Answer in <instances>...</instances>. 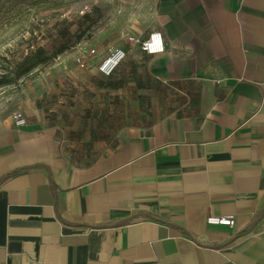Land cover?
I'll return each mask as SVG.
<instances>
[{"label":"crops","instance_id":"obj_1","mask_svg":"<svg viewBox=\"0 0 264 264\" xmlns=\"http://www.w3.org/2000/svg\"><path fill=\"white\" fill-rule=\"evenodd\" d=\"M154 30L165 51L138 45L130 121L94 160L0 124V264H264V0H155L133 36Z\"/></svg>","mask_w":264,"mask_h":264},{"label":"rangeland","instance_id":"obj_2","mask_svg":"<svg viewBox=\"0 0 264 264\" xmlns=\"http://www.w3.org/2000/svg\"><path fill=\"white\" fill-rule=\"evenodd\" d=\"M154 1L0 0V76L11 79L0 78V124L20 109L26 123L53 127L70 159L94 160L130 121L126 103L144 74V58L128 36L150 23ZM114 46L129 51L111 76L75 63L85 49L101 57Z\"/></svg>","mask_w":264,"mask_h":264},{"label":"built area","instance_id":"obj_3","mask_svg":"<svg viewBox=\"0 0 264 264\" xmlns=\"http://www.w3.org/2000/svg\"><path fill=\"white\" fill-rule=\"evenodd\" d=\"M129 41L138 44L140 49L149 54L162 53L165 51V43L161 31H151L145 38L128 36ZM127 52L124 48L114 46L106 50V53L101 57L94 48L85 49L75 57V63L80 68H86L89 64L96 67L97 71L104 76H111L126 57ZM97 55V59L93 60L91 57ZM27 116L24 111L17 109L11 114V120L14 126L20 127L26 124ZM206 222L212 224L227 225L229 227L234 224V216L229 215H208Z\"/></svg>","mask_w":264,"mask_h":264},{"label":"trees","instance_id":"obj_4","mask_svg":"<svg viewBox=\"0 0 264 264\" xmlns=\"http://www.w3.org/2000/svg\"><path fill=\"white\" fill-rule=\"evenodd\" d=\"M62 52V49H59V50H57V51H55V52H53L51 55H49V56H46V57H40V59H38V61H36L35 63H34V65L35 64H39V63H45V62H47L48 60H50L51 58H53V57H56V55L57 54H59V53H61ZM38 50H36L35 51V57H38ZM33 65V66H34ZM32 66V67H33ZM28 70H29V68L28 69H26V71L24 72V73H26V72H28ZM0 78H4L6 81L4 82V84H7V83H10V80L11 79H7V75H1L0 76Z\"/></svg>","mask_w":264,"mask_h":264}]
</instances>
